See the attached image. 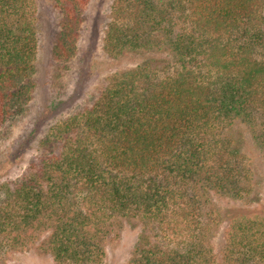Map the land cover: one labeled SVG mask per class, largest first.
Instances as JSON below:
<instances>
[{
	"label": "trees",
	"instance_id": "1",
	"mask_svg": "<svg viewBox=\"0 0 264 264\" xmlns=\"http://www.w3.org/2000/svg\"><path fill=\"white\" fill-rule=\"evenodd\" d=\"M49 3L47 93L38 0H0V264H104L127 224L124 264H264V0Z\"/></svg>",
	"mask_w": 264,
	"mask_h": 264
},
{
	"label": "rangeland",
	"instance_id": "2",
	"mask_svg": "<svg viewBox=\"0 0 264 264\" xmlns=\"http://www.w3.org/2000/svg\"><path fill=\"white\" fill-rule=\"evenodd\" d=\"M100 4V3H99ZM39 5V13H40V22H39V53L37 58V66L39 69L38 72V78L39 81L44 83L42 84V88L48 87V91L54 87H60L61 83L66 84L68 82V75L67 73L62 72L61 81L57 82L55 81L56 77L55 74L58 72V69L55 67V59L51 52V44L54 38V32L56 29V18L52 9V6L49 3V0H38ZM103 6H106V3H102ZM100 5V7L102 6ZM99 7V8H100ZM84 35H87L88 38V32L86 30V33ZM89 43L86 40L82 42V47H85V45ZM92 46H95V49L93 48V52L95 56L100 57V59L104 60V51L102 50L101 46H98L96 43H92ZM104 56V57H103ZM65 86H63L64 88ZM46 93V94H47ZM45 94V95H46ZM22 125H18L15 127L13 133L3 143H1L2 148L4 146H7L8 141H12V139L20 132ZM0 147V151L2 150ZM12 150L15 152V146ZM25 148H21V151ZM29 155V151L27 154H25V159ZM21 157V156H20ZM21 159L19 156L15 157L14 160H10L8 165L4 166L3 174L5 176H13L17 172L20 171L22 165L24 162H18V160ZM262 197L264 199V190L262 193ZM137 235V229L132 224H127L124 226V228L121 230L119 236L117 239L112 242L109 245L107 256L105 258L104 264H124L126 260L129 257V254L134 246L135 240ZM220 240V239H219ZM7 263L8 264H56L52 258L39 251V250H28L24 252L14 253L7 257Z\"/></svg>",
	"mask_w": 264,
	"mask_h": 264
}]
</instances>
